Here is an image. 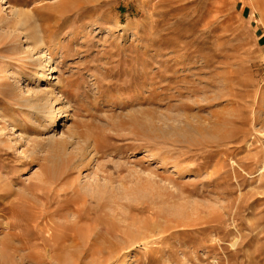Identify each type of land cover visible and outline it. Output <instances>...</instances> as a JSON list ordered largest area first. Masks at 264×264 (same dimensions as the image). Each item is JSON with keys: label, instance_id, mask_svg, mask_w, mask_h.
Returning a JSON list of instances; mask_svg holds the SVG:
<instances>
[{"label": "rangeland", "instance_id": "1", "mask_svg": "<svg viewBox=\"0 0 264 264\" xmlns=\"http://www.w3.org/2000/svg\"><path fill=\"white\" fill-rule=\"evenodd\" d=\"M58 1L0 0L1 27L13 7L48 23L68 107L47 146L0 120V220L16 223L12 238L0 227V264H264V0ZM6 83L0 110L21 118ZM16 190L29 206L11 207ZM48 213L74 222L62 250Z\"/></svg>", "mask_w": 264, "mask_h": 264}, {"label": "bare ground", "instance_id": "2", "mask_svg": "<svg viewBox=\"0 0 264 264\" xmlns=\"http://www.w3.org/2000/svg\"><path fill=\"white\" fill-rule=\"evenodd\" d=\"M71 1L73 2L75 0H59L56 5V8L58 9L57 12L61 13L62 10L67 9V5L69 3H72ZM75 4L76 6L80 5V2H77ZM2 18H4V24L2 27L0 26V43L10 42L11 46L9 49L10 54L9 56H7L8 58H5L8 63L5 61V63L0 64V74H2V77L3 75L4 77L10 76V81L6 77L9 83H6V78L3 81L8 85L10 84L13 87L12 89H14L13 91L17 98V102L15 101V103L17 104L18 113L21 115V118H17L14 115L15 113L13 114L11 112H8V110L1 109L0 120L5 123L4 125L7 124L5 128L11 127L14 129V127H16L19 133L18 140L22 139L23 137L22 140H25L24 142L26 143L36 138L33 136L34 134L29 135L27 133H24L25 131H22V129L25 128L24 125L29 123L32 126L31 129L33 133L42 134L41 141L39 142L46 146L51 145L53 142H55V138H57V136L54 134V125L56 119L59 115H61V113H65L66 108L68 107L65 102L63 103L61 101L60 92L63 91V85L61 84L62 81H60V76H58V74L56 75V72H54V69L56 67H54L55 65L53 66L54 58L52 52H50L53 51L50 48L55 49L57 46H53V44H51L50 42V46H47L46 44L48 42L45 37V30L49 28V25L48 23H39V20L37 19L38 17H35L34 10H22L15 7L9 8L6 16H3ZM30 70H32V73L24 77V80L22 82L24 83V85L20 88L19 85L16 84V82L20 80V74L18 73H28V71ZM51 80H55V82L52 83V86L48 90L42 87V85L44 86L45 84L53 82ZM3 81L1 80L0 82ZM58 84L60 85L58 86ZM156 130L159 129L154 128V132H156ZM11 131L13 130L11 129ZM22 132L27 136H23ZM156 134L164 137L179 136L178 138H185L184 136L189 135L188 132L176 129L174 131L160 129V133H158L157 131ZM13 135H15V133ZM6 136L9 137L7 134ZM10 142L11 139L2 140V144H5L7 147L12 148L16 143L14 141V144L12 145L10 144ZM87 151L88 147H79L76 151L67 152V161L71 163L70 166L73 167L74 165H76V163H79L83 159V156ZM9 179L10 178L8 176H0V193L3 194L9 192L13 194L12 189L8 185ZM22 194L23 193L19 190L14 191L16 200L12 198L13 200L10 201V205L12 208L30 205L29 199L20 198V195ZM18 199L21 200L19 201ZM2 200L3 199L1 197L0 201ZM20 211H22V209ZM74 218L75 217L73 216V219ZM13 219H5L4 222H2L1 218L0 227L2 228L1 232L3 233L2 239H6L7 237L12 238L16 236V233L13 231L16 223L15 220L13 221ZM46 219V224H44V226L42 227L45 229V231L43 229L42 230L46 232L44 238H46V245H48L50 248H48V250H62V247L66 245V241L73 242L75 240V234L73 235V232H71V228L74 224L73 220L69 223L68 226L65 225L63 229H60V226H56V222L54 223L52 221L50 213L46 214ZM34 226H36V224ZM38 226L39 225H37V227ZM49 254V257L51 258L52 255L51 253ZM127 256L128 254H125L123 258H121L120 263H124L127 260ZM43 257L44 256L42 255L41 259Z\"/></svg>", "mask_w": 264, "mask_h": 264}]
</instances>
